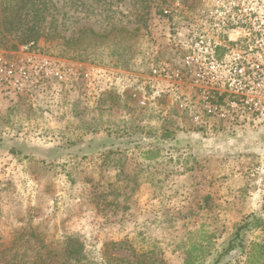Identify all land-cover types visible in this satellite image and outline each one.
Instances as JSON below:
<instances>
[{
	"label": "rangeland",
	"instance_id": "374dc122",
	"mask_svg": "<svg viewBox=\"0 0 264 264\" xmlns=\"http://www.w3.org/2000/svg\"><path fill=\"white\" fill-rule=\"evenodd\" d=\"M18 2L0 0V264H264V124L196 119L188 78L153 89L198 19H264V0Z\"/></svg>",
	"mask_w": 264,
	"mask_h": 264
},
{
	"label": "built area",
	"instance_id": "2783aa9c",
	"mask_svg": "<svg viewBox=\"0 0 264 264\" xmlns=\"http://www.w3.org/2000/svg\"><path fill=\"white\" fill-rule=\"evenodd\" d=\"M198 20L186 41L189 51L183 55L182 65L154 68L153 89L160 93V79L173 90L183 78H188L200 91L202 113L196 119L215 118L236 130L264 124L262 38L252 43V31L242 26V19L237 23L235 17L224 18L221 23L215 18ZM14 70H18L22 80L28 78L24 66H10L6 76L13 77ZM20 81L16 79L14 85L21 90ZM184 99L189 105L190 98Z\"/></svg>",
	"mask_w": 264,
	"mask_h": 264
},
{
	"label": "flooded vegetation",
	"instance_id": "af4514ba",
	"mask_svg": "<svg viewBox=\"0 0 264 264\" xmlns=\"http://www.w3.org/2000/svg\"><path fill=\"white\" fill-rule=\"evenodd\" d=\"M260 5V2H257ZM258 10L252 13H249V17L245 16L244 18H239L238 13H236L235 19L237 23H240L242 19V26H247L252 31V43H256L258 38L264 39V19Z\"/></svg>",
	"mask_w": 264,
	"mask_h": 264
},
{
	"label": "trees",
	"instance_id": "16d2710c",
	"mask_svg": "<svg viewBox=\"0 0 264 264\" xmlns=\"http://www.w3.org/2000/svg\"><path fill=\"white\" fill-rule=\"evenodd\" d=\"M2 1V0H1ZM17 8L18 9H23V8H30L31 12L34 13V9H36V0H19V2L17 3ZM8 9V6H6L5 8H3V12L6 11ZM19 12V11H18ZM28 13L30 14V12L28 11ZM27 15V14H26ZM32 15V14H31ZM33 23H36L35 21ZM165 137H169V133L168 134H164ZM196 247V246H195ZM193 246V248H195ZM231 248H226L225 252H228ZM187 264H207L202 262L201 260H198V256H194V258H192L191 260H187Z\"/></svg>",
	"mask_w": 264,
	"mask_h": 264
},
{
	"label": "crops",
	"instance_id": "0c3cea01",
	"mask_svg": "<svg viewBox=\"0 0 264 264\" xmlns=\"http://www.w3.org/2000/svg\"><path fill=\"white\" fill-rule=\"evenodd\" d=\"M239 135H241V134H239Z\"/></svg>",
	"mask_w": 264,
	"mask_h": 264
}]
</instances>
